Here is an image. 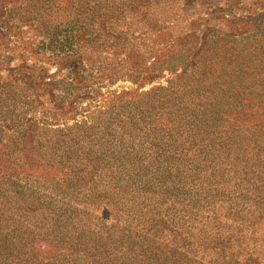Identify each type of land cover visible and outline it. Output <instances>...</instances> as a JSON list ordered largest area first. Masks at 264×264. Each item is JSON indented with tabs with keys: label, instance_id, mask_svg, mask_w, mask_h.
Wrapping results in <instances>:
<instances>
[{
	"label": "trees",
	"instance_id": "obj_1",
	"mask_svg": "<svg viewBox=\"0 0 264 264\" xmlns=\"http://www.w3.org/2000/svg\"><path fill=\"white\" fill-rule=\"evenodd\" d=\"M4 1L0 34L7 25L8 39L16 45L14 38L25 24L48 42H40L44 52H33L38 63L9 65L8 74L0 75V107L7 109L8 116L18 104L33 107L30 112L48 97L54 119L83 117V123L69 129L76 131L77 144H83L74 152H86L77 163L91 165L88 174L100 178L91 194L81 195L109 194L108 205L119 195L127 196L122 202L126 217L134 204L130 191L131 196L135 190L162 191L163 203L182 199L187 238L194 240L187 245L188 263L194 261L190 254L197 252L193 245L215 238L211 220L232 216L244 228L234 227L238 236L230 238L234 239L230 248L248 250L253 264H263L264 235L258 229L264 223V2L7 0L2 5ZM254 37L256 42L251 40ZM100 52L113 60L101 58ZM45 60L57 67L56 73L44 67ZM123 78L140 88L162 80L166 85L130 98L126 93L107 97L101 92ZM86 101L90 102L82 106ZM8 119L10 124L1 123L0 132L22 128L21 151L33 159L36 152L40 157L36 136L40 125H50L51 120L37 114L16 122ZM4 155L5 159L0 157V264H8V252L23 254L8 232L9 197L49 201L59 225L73 217L68 200L79 194L67 190L57 200L47 190L23 184L15 162L8 160L10 154ZM83 173H76L79 180H86ZM14 185L20 190L12 191ZM208 264L221 263L215 259Z\"/></svg>",
	"mask_w": 264,
	"mask_h": 264
},
{
	"label": "rangeland",
	"instance_id": "obj_2",
	"mask_svg": "<svg viewBox=\"0 0 264 264\" xmlns=\"http://www.w3.org/2000/svg\"><path fill=\"white\" fill-rule=\"evenodd\" d=\"M2 1L0 0V3ZM6 1L2 5H7ZM257 2H264V0H257ZM246 3L250 4L249 1ZM243 13L247 14L248 9H245ZM18 25L21 24L18 23ZM20 28L22 30L19 36L14 38L17 40L15 45L11 42L13 40L8 39L7 25H3L0 34V75L8 74L9 65L18 67L23 63L29 65L38 63L33 52H44L40 42H48V39L34 27L24 24ZM256 39L254 37L251 40L256 42ZM13 48H20V50L11 51ZM8 56H10V60ZM46 56H49L48 52ZM98 56L113 60V57L107 53L100 52ZM119 57L121 58V56ZM44 62L46 69L56 73L57 67L51 65L52 62L46 60ZM166 78H169L168 74H166ZM159 84L166 85V82L162 80L160 83L140 88L138 83L132 79L123 78L114 85L107 86L101 92L107 97L123 93H126L128 98L138 97ZM44 98L46 101L43 102V105L39 107L36 103L35 108L30 112L28 110L33 107H24L23 104H18V107L8 116L7 109L0 107V124L5 121L10 124V119H8L10 117L13 122H16L25 116H35L36 114L51 120L50 125H40L39 134L37 133L36 136L35 145H37L40 157L36 152L33 159L31 155H27V152L21 151L22 128L12 131H8L6 128L2 133L0 132V139L4 144L3 146L0 144L2 155L0 157L5 159L4 154H10L9 162H15V168L23 179V184L28 182L29 187L33 184L35 189L47 190L57 200H59L57 195H61L67 190H75L79 194L68 200L72 202L73 209L69 214L72 213L73 217L70 220L61 221L63 224L59 225L51 215L50 210L53 207L48 205L49 201H29L25 197V199L17 200L12 196L9 197L5 203V206L8 204L9 210L8 232L10 238L18 241L19 250L23 254L19 256L8 252V264H163L164 262L173 264L174 260H177V264H187V245L193 243L194 240L187 238L182 199L177 202L174 199H168L163 203L165 193L162 191L150 193L146 189L135 190L132 196L130 191L128 196L132 198L134 204H131L130 215L126 217V209L122 204L124 198L127 197L125 195V197L119 195L113 199L111 205H108L109 194L99 198H91V196L84 198L81 193L91 194V187L95 186L100 177L97 176V173L93 174L94 177L88 174V171L92 169L91 165L81 167L77 163L86 156V152H74L83 144H77L75 141L78 140L75 135L76 131L69 129L74 127L77 122L83 123V117L77 116L68 121H62L58 116L54 119L55 110L52 100H48V97H43L42 100ZM88 102L90 101H86L82 106ZM1 104L2 102H0ZM95 105L97 104H93V106ZM58 119L60 121L57 122ZM8 124L5 126L9 127ZM121 126L119 124L118 131L122 130ZM66 149L72 153L67 155L63 152ZM79 171H84L83 176L86 177V180L78 179L76 173ZM1 177L0 175V182L3 181ZM16 177L17 175L13 177L14 180H17ZM102 182L104 184V181ZM97 188L101 191L103 187L100 184ZM13 189L20 190L15 185L12 191ZM12 195L14 194L12 193ZM48 208L50 209L48 210ZM105 211L108 213L104 214ZM6 217L7 214L3 218ZM210 224L213 229L211 233L215 238L210 242H201L197 247L193 245L194 251L197 252L190 254L189 257L194 261L188 264H208L215 259L221 264H225V262L253 264V259L248 257V250L237 246L230 248L229 245L234 242V239L231 241L230 238L238 236L237 232H232L234 227L238 225L239 228H244L239 226L240 222H234L232 216L223 215L216 222L211 220ZM258 230L264 235V223L260 224ZM236 245H240V243L236 242ZM11 260L14 263H9ZM20 260L21 263H18ZM185 261L187 263H184Z\"/></svg>",
	"mask_w": 264,
	"mask_h": 264
}]
</instances>
